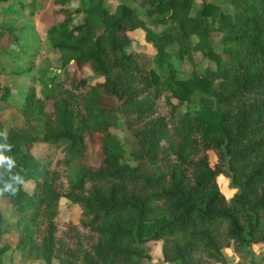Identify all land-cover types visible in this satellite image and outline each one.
<instances>
[{
	"label": "trees",
	"instance_id": "1",
	"mask_svg": "<svg viewBox=\"0 0 264 264\" xmlns=\"http://www.w3.org/2000/svg\"><path fill=\"white\" fill-rule=\"evenodd\" d=\"M71 1L52 0L45 27L65 76L40 96L32 87L22 124L7 131V141L0 136L13 146L6 155L16 160L14 171L34 181L30 191L5 194L16 220L0 209V235L15 230L23 257L61 264H155L148 241L161 242L164 260L217 264L228 244L241 253L245 242L264 243V0H231V12L210 1L193 10L195 0H136L141 12L130 0L113 10L104 0L71 10ZM37 2L47 1L21 3L34 9ZM0 25V40L21 30ZM138 27L152 57L128 50L127 31ZM211 31L221 32L220 50ZM191 49L209 63L193 62L178 77L174 61L191 58ZM84 66L103 79L89 83ZM10 90L3 86L0 98ZM120 115L132 160L111 130ZM36 141L52 152L33 154ZM219 174L235 187L229 197ZM61 197L80 205L78 221L58 225Z\"/></svg>",
	"mask_w": 264,
	"mask_h": 264
},
{
	"label": "rangeland",
	"instance_id": "2",
	"mask_svg": "<svg viewBox=\"0 0 264 264\" xmlns=\"http://www.w3.org/2000/svg\"><path fill=\"white\" fill-rule=\"evenodd\" d=\"M46 4L41 3L35 6V13H21L17 0H8L0 2V24L5 20L11 21L14 26H21V30L15 34H6L0 40V94L3 86L11 88L8 97L5 100L0 98V121L3 124L4 131H9L20 126L23 122L21 106L25 100V95L33 87L36 95H42L52 79H59L65 76V68L61 63L59 53L51 46L45 34L46 18L50 14L52 0H45ZM111 10L117 3L123 0H104ZM202 1H210L217 3L224 11H232L231 0H195L193 10ZM138 12L143 7L136 1L130 0ZM84 4L82 0H73L67 4V8L73 10ZM27 10V9H26ZM18 11V12H16ZM81 17H76L74 22L80 21ZM49 19H47L48 21ZM25 22L21 25L20 22ZM1 27V25H0ZM161 26L155 28L159 30ZM128 35L134 40L128 50H137L146 53L149 57L155 52L154 47L145 39V31L143 28L129 29ZM192 40L197 37L192 35ZM221 32L211 31L210 41L215 49L220 50ZM191 58H184L182 61L175 60L177 68V76L185 77L190 74L193 62L197 67H203L209 63L208 59L203 56L199 50H190ZM81 74L86 76L89 83L102 80V75L95 74L91 68L84 66ZM112 132L117 134L125 143L126 157L132 160L128 153V146L131 139L129 131L123 121L122 116L113 122L111 126ZM90 161H96V148H88ZM31 152L39 157H44L52 152V148L48 143L36 141L31 147ZM208 158L211 165L217 161L216 153L208 150ZM217 182L221 191L229 197L235 190L230 178L225 174L217 176ZM34 181L29 179L26 181L24 188L28 191L32 190ZM7 197L0 198V209L6 216L7 221L14 222L16 215L12 211V205ZM81 207L69 198L61 197L58 205L57 223L62 226L66 221L76 222L79 219ZM17 231L4 230L0 235V246L3 251L0 252V262L3 264H61L57 258H52L49 262L42 258H25L17 248ZM150 256V260L155 264H179L178 261H167L162 258L161 242L148 241L145 244ZM241 253L233 249L231 244L223 248L225 257L224 262L217 264H258L264 255V243L261 242H245L241 245ZM79 264V263H78Z\"/></svg>",
	"mask_w": 264,
	"mask_h": 264
},
{
	"label": "clouds",
	"instance_id": "3",
	"mask_svg": "<svg viewBox=\"0 0 264 264\" xmlns=\"http://www.w3.org/2000/svg\"><path fill=\"white\" fill-rule=\"evenodd\" d=\"M0 136L4 140H8L7 131L0 132ZM12 147L9 143H0V197H4L5 194L15 197L21 186L26 183L25 177L21 174L23 170L14 171L17 167L14 157L6 155V152H10Z\"/></svg>",
	"mask_w": 264,
	"mask_h": 264
},
{
	"label": "crops",
	"instance_id": "4",
	"mask_svg": "<svg viewBox=\"0 0 264 264\" xmlns=\"http://www.w3.org/2000/svg\"><path fill=\"white\" fill-rule=\"evenodd\" d=\"M6 1H8V0H6ZM6 1H3V2H6ZM22 1H27V0H17V4H19V7H20V9H21V13H24V14H27V13H29V15H33L34 13H35V8L34 9H31L29 6H24V5H22ZM39 1V0H38ZM39 2H37V4H38ZM36 4V5H37ZM27 9V10H26ZM16 12H18V11H16ZM19 13V12H18ZM6 22H11V21H9V20H5ZM21 23V25H24V21L22 22H20ZM10 203V202H9ZM11 204V203H10Z\"/></svg>",
	"mask_w": 264,
	"mask_h": 264
}]
</instances>
